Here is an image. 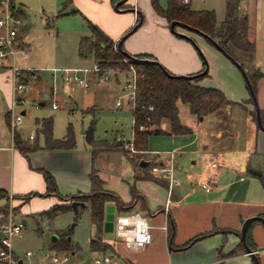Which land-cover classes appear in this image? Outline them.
Returning <instances> with one entry per match:
<instances>
[{"label": "rangeland", "instance_id": "rangeland-1", "mask_svg": "<svg viewBox=\"0 0 264 264\" xmlns=\"http://www.w3.org/2000/svg\"><path fill=\"white\" fill-rule=\"evenodd\" d=\"M23 3L28 12L24 23L27 22L29 28L25 34L29 42L28 47L26 45L29 55L26 63L32 67L30 70H39L41 78L29 82L24 92L25 100L17 106V111L21 112L22 108L27 111L23 115L21 131L28 135L33 130L39 132V142L42 145L44 134L40 131L42 125L38 119L53 117L55 137L63 138L71 126L76 139L75 149L93 148L86 136L95 119L96 139L102 144L106 142L112 145L120 141L122 147L126 148L124 142L133 141L134 124L132 104L128 97H122L126 74L119 73L117 76L112 73L109 80L101 81L93 73H82L90 82L89 88L77 82L67 84L62 71L54 74L56 69L66 67H94L93 58L80 56L79 43L82 36L90 34L88 20L97 23L96 20L82 10L55 19L52 14L45 12L53 7H56L54 9L57 12L63 0H23ZM117 3H112V7L120 12L116 8ZM160 3L166 6L167 0H160ZM241 6L242 11L249 14L250 37L256 42L254 62L247 65V68L264 72V0H242ZM192 7L215 9L219 24L226 16V0H193ZM71 8L79 7L73 3ZM132 29L133 26L130 30ZM193 36L210 67L209 75L202 83L223 89L233 103L200 119L191 112L189 104L179 101L181 120L190 125L193 131L184 134H152L149 137L148 151H131L135 160L121 146L112 150L96 146L95 166L106 175L107 187L122 197L138 190L137 180H133L132 176L135 164L139 165L141 159L157 163L158 157L171 156L170 152H174V173L176 177L185 179L189 173H200L205 168L206 159L214 154L237 155L245 159L255 155L257 145L254 130L259 125L256 104L243 71L205 36L195 32ZM194 46L200 53L197 46ZM119 99L122 100V105L117 104ZM54 103L58 104L57 108ZM164 123L167 122L160 125L162 128ZM178 164L183 168L180 169ZM150 172L151 165L143 171L144 174H151ZM15 199L16 197L9 195V213L13 207L15 219L25 223L22 233L13 239L15 253L24 260L22 264H52L53 253L59 256L68 254L70 260L67 264H100L98 260L101 264L109 263L107 261L113 252L112 245L120 239L115 230H99L89 204L86 207L74 205L50 216L46 213H27L15 205ZM120 204L124 208L125 202L120 200ZM120 212V209L117 210V213ZM93 238L107 242L109 246L93 248ZM28 251H31L30 255L27 254Z\"/></svg>", "mask_w": 264, "mask_h": 264}, {"label": "crops", "instance_id": "crops-1", "mask_svg": "<svg viewBox=\"0 0 264 264\" xmlns=\"http://www.w3.org/2000/svg\"><path fill=\"white\" fill-rule=\"evenodd\" d=\"M14 2L16 7L21 8L28 16L23 0ZM189 2L193 4V0ZM73 3L79 8H71L70 13L82 10L116 40L139 23L136 21L139 14H142L143 19L138 27L124 41L126 51L131 54L151 53L176 74H192L204 67L202 54L198 53L194 43L172 31L167 18L156 11L152 0H119L117 4L120 12L113 9L112 0H73ZM54 8L56 7L48 10L44 8L43 11L54 15ZM22 29L23 35L28 32L27 22L23 24ZM177 30L187 33L194 40L196 38L193 32L198 33L182 26H177ZM24 41L28 47L26 35ZM26 60L21 55L18 56L19 65L31 67ZM12 78L11 60L0 58V189L8 191L11 196L41 193L33 195L27 201L16 197L15 205L27 213H40L61 201L56 194L46 193L47 183L41 169L53 173L63 195H71L92 190L90 173L95 167L105 181V188L118 194L125 202L121 212L144 210L148 213L153 234L152 242L143 248H131L122 240L111 244L113 252L111 260L107 261L108 264H115L114 260L123 264L254 263V258L246 248L236 254L231 252L240 247L244 221L251 216H264V183L260 177L250 173L251 169L264 173V130L260 126L254 130L257 146L252 158L214 154L206 159L205 168L200 173H189L185 179L177 177L180 183L173 186L171 194L166 178L156 174V179L137 178L138 175L144 174V167L140 163L135 164L138 168H135L132 179L137 180L138 190L135 194L122 197L107 187L106 175L95 166V154L91 146L78 150L42 148L29 155L16 147L15 134L11 129ZM257 89L264 122V76L258 80ZM46 95L49 93L46 92ZM248 107L251 109V106ZM21 112L25 115L27 111L22 108ZM163 128L169 129V123H164ZM18 131L24 138L29 139L34 130L29 135L24 134L21 128ZM213 157L217 158L221 165L214 186L207 188L201 181L207 178V165ZM168 158L167 155L157 159L162 162ZM177 166L183 168L180 164ZM5 203V199L0 200V206ZM110 203L115 204L108 202L107 205ZM117 210L119 208L116 206V212ZM224 230H229L227 235ZM252 234L258 245L256 252L261 264H264V223L254 222ZM195 237L196 239L191 241ZM225 238L223 251L227 255L220 256L219 248Z\"/></svg>", "mask_w": 264, "mask_h": 264}, {"label": "trees", "instance_id": "trees-1", "mask_svg": "<svg viewBox=\"0 0 264 264\" xmlns=\"http://www.w3.org/2000/svg\"><path fill=\"white\" fill-rule=\"evenodd\" d=\"M118 1L119 0H112L113 3ZM241 1L242 0H226V16L220 24L217 21L215 9H195L192 7L191 2H185L184 0H167L166 6H163L160 3V0H152V3L156 11L167 18L169 24H171L173 20H180L205 31L216 38L221 46L245 67L257 94V82L264 76V72L257 70L256 68H247V65H251L254 62L256 42L250 37L249 14L242 11ZM72 5L73 0H64L63 6L53 15L52 18L55 19L69 14ZM15 11L18 14L24 15V17L27 16L21 8L16 7ZM142 19V14H139L137 22H140ZM88 22L90 34L82 36L79 43V54L81 57L86 59L93 58L98 62L101 68L100 73L112 68L115 69L121 67L122 69H125L130 64H134L140 69V77L137 83L136 106L132 108L134 120L133 141L138 152L149 150L148 142L149 137L152 134H184L193 131V128L190 125L185 124L181 120L179 101L189 104L191 112L200 119H203L209 113L220 110L224 106L233 103V100L227 96L223 89L202 83V80L207 77L209 73H206L205 75H197L195 77L171 76L165 72L163 64L141 61V59L144 58L157 59L153 54L135 53L132 54L131 57L126 55L123 51V49L125 50L124 42L122 44L123 49L119 48L120 39L124 38L125 41V36L127 37L131 30H128L119 40H116L104 31L97 23H94L91 20H88ZM22 30L21 27L18 38L20 46L24 47L27 44L24 41L25 34L23 35ZM208 40L212 42L209 38ZM202 58L204 59L203 56ZM205 66L206 63L204 62L203 69ZM38 71L39 70L24 69L23 75L25 80L27 82L38 80L40 77V72ZM142 74H145V76L143 77ZM151 106H153V108H151ZM147 116H150L151 120H148ZM38 121L42 125L40 131L44 134L43 145L39 142V132H36L33 141L24 138L19 131L15 132V145L23 153L29 155L42 148L71 150L76 147V139L71 126L68 127L63 138H57L53 134V117H43L42 119H38ZM164 121L169 123V129L167 130L160 126ZM95 124L96 121L94 119L90 128L87 130L86 136L89 144L93 146L94 154L96 146L98 147L101 145V148L111 150L119 148L120 146L122 147L120 142L113 145L106 142L102 144V142L96 139ZM141 124H144L146 128L140 129L139 126ZM123 149L129 157L135 160L134 155H131V150L126 148ZM149 166L144 167V169H148ZM41 171L43 172L47 183L46 193L56 194L61 201L54 204L49 209L41 211L40 214L46 213L50 216L56 215L63 210L74 207L75 201H77V206L82 205L86 207V205L89 204L95 224L99 230H102L104 229L106 220L107 203L114 202L119 209H123L120 204V196L110 190H106L105 181L95 167H93L90 173L92 190L88 193L80 191L71 195H63L60 192L57 179L53 173L46 169H41ZM150 173L151 174L147 173L141 174L140 176L138 175L137 178H157L153 172ZM250 173L260 177L264 183V173L255 169H251ZM133 193L135 194L136 190H133ZM9 195L8 191L0 189V200H6V203L0 206V221H5L9 217ZM33 195H41V193L32 192L24 195H15L14 197L23 198L27 201ZM83 203L85 205H83ZM257 221L260 220H255L254 222ZM253 223L250 224L247 231V242L253 250H257L258 245L254 241L252 234ZM228 231L229 230H224V233L227 235ZM195 239L196 237L191 241ZM225 242L226 238L219 248L220 256L227 255L223 251ZM91 245L93 248H102L109 246V243L93 238L91 240ZM1 248L2 243L0 242V250ZM244 249L245 246L243 242H241L240 247L232 251L231 254H236L239 250ZM253 264H255V261Z\"/></svg>", "mask_w": 264, "mask_h": 264}, {"label": "built area", "instance_id": "built-area-1", "mask_svg": "<svg viewBox=\"0 0 264 264\" xmlns=\"http://www.w3.org/2000/svg\"><path fill=\"white\" fill-rule=\"evenodd\" d=\"M189 2L190 0H184ZM16 5L14 0H0V58L11 60V69L13 72V106L11 108V129L15 134L16 131L23 125V113L17 111V106L19 103L24 102L25 98L23 93L29 82H27L23 75L24 69H32L31 67H23L18 63V56L21 55L24 59H28V51L26 48L20 46L19 44V33L22 25L25 22V17L22 14H18L15 11ZM127 61V60H126ZM100 65L95 61L93 68L75 66L66 67L63 69H56L54 74L58 71H62L63 79L67 84H72L77 82L79 85L89 88L90 82L82 73L93 75L100 79L101 81H107L110 79V74L124 73L127 78L123 84L122 89L124 90V96L128 97L129 102L132 107L136 106L137 98V83L140 77V69L134 65L130 64L127 68L122 69H108L103 73H100ZM144 77L145 74H142ZM34 78V76H33ZM118 105H122L121 99L117 100ZM54 107L57 108L58 104L54 103ZM153 108V106H151ZM148 120H151L150 116H147ZM134 123V120H133ZM140 129L146 128L144 124L139 126ZM36 136V131H33L29 135V140L33 141ZM133 137H134V124H133ZM127 149L131 151H136L134 146V141H127L123 144ZM171 156L167 160L157 163H150L152 172L158 176L166 178L169 181L170 194L172 193L173 186L179 184L180 181L174 173V152H170ZM221 163L217 158H211L207 165L208 176L205 180L201 181L204 187L211 188L216 182V175L218 174V169ZM25 227L23 221H17L13 213V207L9 213V217L5 221H0V242L2 243V248L0 250V264H22L20 263V258L14 250L13 239L16 235L22 233ZM114 230L118 238L124 241L131 248H143L152 242L153 234L151 231V224L149 220V215L144 210H136L133 212H116L114 220ZM28 255L31 251L27 252ZM107 259V258H106ZM70 256L64 254L59 256L56 253L51 255L52 264H67L69 262ZM108 260H111L108 259ZM101 264V261L98 260ZM115 264H123L119 260H114ZM198 264H209V263H198Z\"/></svg>", "mask_w": 264, "mask_h": 264}, {"label": "water", "instance_id": "water-1", "mask_svg": "<svg viewBox=\"0 0 264 264\" xmlns=\"http://www.w3.org/2000/svg\"><path fill=\"white\" fill-rule=\"evenodd\" d=\"M125 1V0H123ZM116 8H118V4L116 5ZM74 9V8H73ZM141 22V21H140ZM139 22V23H140ZM139 23H137L133 29L130 31V33L132 31H134ZM177 26H182L184 28H187L189 30H193V31H196L200 34H202L203 36L209 38L222 52H224L229 58H231L240 68L241 70L243 71L244 75H245V78L248 82V85H249V88H250V91L252 93V96H253V99H254V102L256 104V111H257V122H258V125L260 126V128L262 130H264V122H263V115H262V110H261V107H260V104H259V100H258V96L254 90V87H253V84L250 80V77L248 75V72L247 70L245 69V67L238 61L234 58V56H232L230 53H228L222 46L221 44L219 43V41L214 38L213 36L209 35L208 33H206L205 31L197 28V27H194L186 22H183V21H180V20H173L170 24V27L172 29L173 32H175L177 35L179 36H182V37H185V38H188L190 39L196 46L197 48L199 49L200 53L202 54V56L204 57V62L206 63V66L205 68L199 72V73H196V74H175V73H172L170 72L165 66V72L171 76H180V77H195L197 75H205L206 73L209 72V63H208V60L206 58V56L204 55L203 51L201 50V48L196 44L195 40L190 37L187 33L185 32H181L179 30H177ZM129 33V34H130ZM128 34V35H129ZM127 35V36H128ZM126 38V36H125ZM124 42V38L120 39L119 41V48L120 49H123L122 48V44ZM124 53L128 56H131L132 57V54L129 53L128 51L124 50ZM142 62H147V63H161L158 59H155V58H144V59H141ZM162 64V63H161ZM151 163V160H147V159H141L140 161V165L142 167H148ZM74 205L77 206V201L74 202ZM83 205H85L83 203ZM115 216H116V204H108L107 207H106V220H105V224H104V228L106 231H113L114 230V220H115ZM254 220H260L261 222L264 223V216L262 215H255V216H251L249 218H247L245 221H244V224L242 226V230H241V239H242V242L247 250V252L249 254L252 255V257L254 258L255 260V264H261V261H260V258L256 252V250H253L248 242H247V230H248V226L250 224V222L254 221ZM70 238V236H69ZM23 260L21 259L20 260V263H22Z\"/></svg>", "mask_w": 264, "mask_h": 264}]
</instances>
